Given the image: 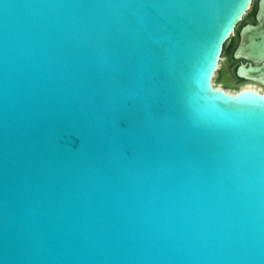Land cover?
Returning a JSON list of instances; mask_svg holds the SVG:
<instances>
[{"label": "water", "instance_id": "1", "mask_svg": "<svg viewBox=\"0 0 264 264\" xmlns=\"http://www.w3.org/2000/svg\"><path fill=\"white\" fill-rule=\"evenodd\" d=\"M251 2L0 0V264H264Z\"/></svg>", "mask_w": 264, "mask_h": 264}, {"label": "flooded vegetation", "instance_id": "2", "mask_svg": "<svg viewBox=\"0 0 264 264\" xmlns=\"http://www.w3.org/2000/svg\"><path fill=\"white\" fill-rule=\"evenodd\" d=\"M250 5H252V9L250 12H252L253 10L254 11L250 17H246L247 15L245 13L244 16L246 17V19L242 21L240 26L237 28L239 39L231 52V57H227L222 53V58L226 64L229 63L235 65V62H237L233 71L231 69H228L229 67L227 66L224 67L223 70H221V76H225V72H228V76L226 77L231 78V83H225L221 79V77L220 81L218 80V82L227 92H233L236 89L247 87V85H252V87L257 89V91L264 92V60H261L259 57L257 58L255 56L249 55L248 59L245 55H240L239 53V56L235 55L236 50L239 48L243 41V34L241 30L244 26L252 25L254 27V34H257L259 32L264 33V0H252ZM244 52V54H246L247 51L244 50ZM250 66L255 68H253L252 71L244 73L245 71L242 70V68H247Z\"/></svg>", "mask_w": 264, "mask_h": 264}, {"label": "rangeland", "instance_id": "3", "mask_svg": "<svg viewBox=\"0 0 264 264\" xmlns=\"http://www.w3.org/2000/svg\"><path fill=\"white\" fill-rule=\"evenodd\" d=\"M254 11V10H253ZM252 12H249L250 14H247L246 17H250L252 15ZM246 17L244 16V19L239 21V23L237 24L236 28H235V34L234 36L231 38V40H229V42L227 44L224 45V51L223 54L226 55L227 57H231V52L234 49L235 44L238 42L239 36H238V32H237V28L240 26V24L242 23V21H244L246 19ZM255 36V35H253ZM237 62H235V65L233 64H229V63H222L221 67H219V71L216 74V79L220 80L221 77V70H223L224 67H229L228 69H231L233 71L234 67L236 66Z\"/></svg>", "mask_w": 264, "mask_h": 264}, {"label": "bare ground", "instance_id": "4", "mask_svg": "<svg viewBox=\"0 0 264 264\" xmlns=\"http://www.w3.org/2000/svg\"><path fill=\"white\" fill-rule=\"evenodd\" d=\"M252 1V0H251ZM253 5V4H252ZM252 5L251 6H249V10L247 11V12H245L246 13V15L251 11V7H252ZM236 32H235V30H234V34H235ZM234 34H233V36H234ZM232 36V37H233ZM231 37V38H232ZM228 40H231V39H228ZM226 41V43H228L229 41ZM225 43V44H226ZM224 44V45H225ZM223 50H224V46H223ZM223 53V52H222ZM222 53L220 54L221 55V58H222ZM222 63H224V60H223V58L222 59H220L219 60V62H218V67L212 72V77H211V79H212V82L214 83V85H216V86H219V87H221V88H223V86L218 82V79H216V74L218 73V71H219V67H221V65H222ZM226 76H228V72H225V77ZM220 81V80H219ZM245 88V87H244ZM246 88H248V89H253V90H255V91H257V89H255L254 87H252V85H247V87ZM224 89V88H223ZM224 91H225V89H224ZM227 92V91H226ZM228 93H230V91L228 92Z\"/></svg>", "mask_w": 264, "mask_h": 264}]
</instances>
